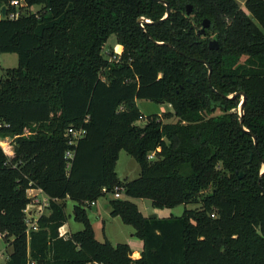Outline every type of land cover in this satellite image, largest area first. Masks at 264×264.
Here are the masks:
<instances>
[{
  "label": "trees",
  "instance_id": "1",
  "mask_svg": "<svg viewBox=\"0 0 264 264\" xmlns=\"http://www.w3.org/2000/svg\"><path fill=\"white\" fill-rule=\"evenodd\" d=\"M11 1L0 8L16 11ZM22 1L19 18L0 19V52L19 57L0 79V135L15 138L10 154L0 147L4 264H264V0H243L248 12L239 0H166L165 19L158 0ZM112 36L122 52L108 59ZM236 92L247 95L243 124ZM139 99L170 104L178 120L137 124ZM71 126L87 134L69 160ZM122 150L141 167L134 180L118 177ZM116 186L127 198L110 201L111 215L143 241L138 258L128 243L99 241L88 214ZM30 187L51 198L37 229ZM130 198L201 207L150 218ZM67 199L82 230H65Z\"/></svg>",
  "mask_w": 264,
  "mask_h": 264
},
{
  "label": "rangeland",
  "instance_id": "2",
  "mask_svg": "<svg viewBox=\"0 0 264 264\" xmlns=\"http://www.w3.org/2000/svg\"><path fill=\"white\" fill-rule=\"evenodd\" d=\"M244 3L243 0H239ZM244 10L248 12V9L243 5ZM39 6H33L28 9H24V13L38 12ZM122 47L116 42L115 36L110 37L107 44L103 49V56L108 59H114L117 53H121ZM19 64V57L16 53H1L0 52V79L4 77V74L8 68L17 67ZM137 105L143 115L141 119L137 121V124L144 125L150 116H159L163 122H176L178 119L175 116L169 115L172 110L170 104L161 103L150 99H139ZM222 111L217 109L212 115H219ZM208 115V114H207ZM210 116V114L208 115ZM116 172L118 177L122 181H131L139 177L141 167L139 163L128 154L125 150L120 152L119 160L116 165ZM127 196L124 190L121 192V197H115V189L113 192H108L103 197L99 198L98 205H94L88 209L89 217L96 232V237L99 241L110 240L114 245L118 243H131L141 241L134 235V228L131 225L125 224L120 217H113L111 215V203L112 199H126ZM131 201L136 203L141 212L150 216L156 214V218H163L169 216H180L183 214L185 208L195 209L200 208L201 203H189L187 205L181 204L173 208H156L152 205L150 199L145 198H130ZM66 204V212L68 215V223L65 226V230L76 232L83 229V224L75 220L74 217V204L71 199L64 201ZM29 218H38L42 214H48V208L41 209L40 206L35 204L29 206L27 211ZM35 219V220H36ZM12 250L8 240L3 236H0V264H4L8 258L9 252Z\"/></svg>",
  "mask_w": 264,
  "mask_h": 264
},
{
  "label": "built area",
  "instance_id": "3",
  "mask_svg": "<svg viewBox=\"0 0 264 264\" xmlns=\"http://www.w3.org/2000/svg\"><path fill=\"white\" fill-rule=\"evenodd\" d=\"M11 6H14L15 8H17V10L8 12V7H7V17H9L10 19L19 18L21 12H20V10H18V8L23 6V1L22 0H12ZM2 17H3L2 16V10L0 8V19H3ZM0 126H1V124H0ZM86 134H87V129L85 127L71 126V127L67 128V130L65 132V136L68 138V144L70 146V148L65 153V156L67 159L70 160L74 157L75 147L78 145L79 141L86 136ZM0 147L2 148V150L4 152H6L7 154H10L11 152H13L14 147H15V138H13L11 136H1L0 135ZM153 157H154L153 154H151L149 156L150 159H152ZM70 164L71 163H69V166H70ZM103 191L107 192V189L104 188ZM122 191H123V189L120 186H116L115 187V197L120 198ZM27 193H28V196H29L31 201L27 207L26 212L29 210V206L33 205V204L40 206L41 209L48 208L50 201H51V198L44 192V190L42 188L30 187L27 190ZM95 204H96V202L91 203V205H95ZM213 216H215V215L213 214ZM38 218L36 219V218L32 217V218L27 219L30 229H37ZM30 264H35V263L31 262Z\"/></svg>",
  "mask_w": 264,
  "mask_h": 264
},
{
  "label": "water",
  "instance_id": "4",
  "mask_svg": "<svg viewBox=\"0 0 264 264\" xmlns=\"http://www.w3.org/2000/svg\"><path fill=\"white\" fill-rule=\"evenodd\" d=\"M158 1L163 2L167 6L166 15L163 18V19H165V18H167L169 16V14L171 12L169 3L166 0H158ZM1 10H2V16H3L2 18L6 19L7 18V6L6 5L2 6ZM192 10H193L192 4H188L187 5V14H191ZM139 22H140L141 25H143L144 22H150V21L148 19H146L145 17H141L139 19ZM210 26H211V21H210V19L206 18L203 21L202 28L198 31V34L200 36H203L206 33V29L209 28ZM209 47L212 50H217V49H219V42L217 40H211L210 43H209ZM201 61L206 64V60L202 59ZM208 67H209V72H210V77H211V66L208 65ZM238 94H240L242 96V101H241L239 110H240V115H241L240 122H241V124H243L244 105H245L246 100H247V95H246L245 92H236L235 94H233L230 97H233V96L238 95ZM245 130L247 132H249L248 129L245 128ZM253 138H254V141H255V145L257 146V138H256V136H253ZM251 157H253V154H251ZM262 172H264V167H263ZM243 177H244V173L241 172V174L239 175V178H243ZM149 217L150 218H156L157 215L156 214H152Z\"/></svg>",
  "mask_w": 264,
  "mask_h": 264
},
{
  "label": "crops",
  "instance_id": "5",
  "mask_svg": "<svg viewBox=\"0 0 264 264\" xmlns=\"http://www.w3.org/2000/svg\"><path fill=\"white\" fill-rule=\"evenodd\" d=\"M244 5V3H242ZM96 205H98V201L96 202ZM89 214V213H88ZM146 216V215H145ZM164 218V217H163ZM68 223V222H67ZM139 239V238H138ZM141 240V239H140ZM129 245L132 247L134 254L133 257L138 258L141 255V251L143 249V241L135 242L134 244L129 243Z\"/></svg>",
  "mask_w": 264,
  "mask_h": 264
}]
</instances>
